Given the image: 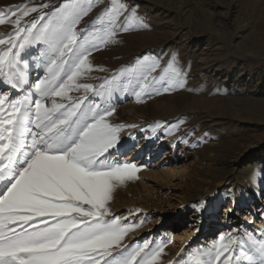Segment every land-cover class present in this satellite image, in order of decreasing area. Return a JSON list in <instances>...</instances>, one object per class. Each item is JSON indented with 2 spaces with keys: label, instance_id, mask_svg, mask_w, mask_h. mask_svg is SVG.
<instances>
[{
  "label": "rangeland",
  "instance_id": "rangeland-1",
  "mask_svg": "<svg viewBox=\"0 0 264 264\" xmlns=\"http://www.w3.org/2000/svg\"><path fill=\"white\" fill-rule=\"evenodd\" d=\"M42 3L48 4L44 12H52L67 0H0V10ZM110 4L127 9L121 22L135 12L144 25L94 52L92 65L105 71L93 70L78 83L97 89L106 80L115 85L103 101L115 107L111 123L125 126L115 158L135 153L124 162L141 168L138 179L118 187L109 204L122 221L142 223L123 244H163L162 264H190L211 248L220 231L264 238V0H95L77 30L88 29ZM12 31L11 24L0 25V36ZM21 55L30 82L47 75V45H30ZM173 57L183 88L143 102L131 93L135 81L124 91L135 65L158 61L153 75L160 76ZM70 95L99 101L92 91ZM201 202L203 208L192 207ZM213 225L215 230L207 229ZM166 229L175 237L165 236ZM202 238L212 241L204 244Z\"/></svg>",
  "mask_w": 264,
  "mask_h": 264
},
{
  "label": "snow or ice",
  "instance_id": "snow-or-ice-1",
  "mask_svg": "<svg viewBox=\"0 0 264 264\" xmlns=\"http://www.w3.org/2000/svg\"><path fill=\"white\" fill-rule=\"evenodd\" d=\"M94 6L95 0H67L52 12L43 11L46 3L0 10V25L14 28L0 36V264H162L166 245H124L142 223L122 221L109 207L115 190L138 179L141 170L115 158L125 126L111 123L115 107L103 103L115 85L78 83L93 70L105 71L92 65L94 52L119 43L120 33L141 30L144 21L132 12L121 22L127 9L110 4L78 31ZM36 12L38 17L24 21ZM36 43L47 45L49 63L47 75L30 82L21 54ZM159 67L158 61L135 65L124 91L135 81L131 93L143 102L183 88L175 57L154 76ZM81 89L99 101L70 95ZM8 90L18 94L10 98ZM190 264H264V238L220 235Z\"/></svg>",
  "mask_w": 264,
  "mask_h": 264
},
{
  "label": "bare ground",
  "instance_id": "bare-ground-1",
  "mask_svg": "<svg viewBox=\"0 0 264 264\" xmlns=\"http://www.w3.org/2000/svg\"><path fill=\"white\" fill-rule=\"evenodd\" d=\"M136 156V154L134 153L133 154V156H129V155H127V156H125L124 158H123V162L124 161H131V160H133V159H135L134 157ZM261 202H263V204H264V199H262L261 200ZM254 209V208H253ZM255 210V209H254ZM258 210L256 209V212H257ZM258 213H261V212H259L258 211ZM207 229H211V230H215L216 229V226L215 225H213V226H211V227H208ZM226 231L225 230H223V231H220V235H226ZM164 235L165 236H174L175 237V235H176V233H174V232H172V230H168V229H166V230H164ZM219 235V236H220ZM211 238V237H210ZM202 240H203V242L202 243H204V244H207L208 242H211L212 240L211 239H209V238H202Z\"/></svg>",
  "mask_w": 264,
  "mask_h": 264
},
{
  "label": "crops",
  "instance_id": "crops-1",
  "mask_svg": "<svg viewBox=\"0 0 264 264\" xmlns=\"http://www.w3.org/2000/svg\"><path fill=\"white\" fill-rule=\"evenodd\" d=\"M264 185V184H263Z\"/></svg>",
  "mask_w": 264,
  "mask_h": 264
}]
</instances>
